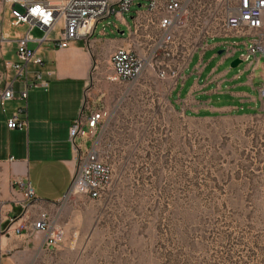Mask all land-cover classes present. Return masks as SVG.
I'll use <instances>...</instances> for the list:
<instances>
[{
	"label": "rangeland",
	"instance_id": "374dc122",
	"mask_svg": "<svg viewBox=\"0 0 264 264\" xmlns=\"http://www.w3.org/2000/svg\"><path fill=\"white\" fill-rule=\"evenodd\" d=\"M137 4L123 13L126 24L113 16L97 22L91 39L126 42L132 17L146 11L144 2ZM10 12L5 5L2 18L13 32ZM243 40H207L206 46L234 43L236 52L222 60V46L207 50L204 71L178 90L183 96L215 69L218 92L199 100L251 104L189 115L168 99L167 80L147 72L131 83L112 81L110 65L100 63L102 79L93 84L108 117L97 142L110 183L97 199L70 194L49 206V220L63 237L34 264H264V44L256 69L252 56L231 68L245 52Z\"/></svg>",
	"mask_w": 264,
	"mask_h": 264
},
{
	"label": "built area",
	"instance_id": "2783aa9c",
	"mask_svg": "<svg viewBox=\"0 0 264 264\" xmlns=\"http://www.w3.org/2000/svg\"><path fill=\"white\" fill-rule=\"evenodd\" d=\"M10 5V25H27L28 31L15 44V61L5 62L0 70V106L14 98L12 85L22 82L25 88L19 99L25 100L27 90L45 87L44 74L32 70L42 65L36 51L29 47L30 29L37 27L43 36L38 43L53 42L57 48H66L71 42L88 40L97 22L110 16L126 24L123 13L138 2L145 3V12H136L129 28V38L123 46L113 50L109 57L110 80L134 82L145 73L172 85L183 79L194 53L202 57L207 40L216 38H243L245 52L241 62L253 57L251 70L257 68L264 44V0H1ZM18 6L22 13L15 10ZM56 39H52V34ZM8 41L0 33V43ZM223 58L232 57L234 43H221ZM12 74L8 78L7 74ZM108 117L106 110L92 111L84 119L73 120L69 127V140L76 154L77 165L66 195L80 194L97 199L110 183V168L98 153V132ZM23 121L16 116L6 121L8 130L20 129ZM79 140V143H74ZM82 147L85 152L82 153ZM26 201L34 195L29 186L23 191ZM64 196V197H65ZM21 208L25 209V205ZM24 212L6 219L4 231L16 234L43 232L49 249L59 244L63 231L54 226L47 214L36 221L24 219ZM2 228L0 227V230Z\"/></svg>",
	"mask_w": 264,
	"mask_h": 264
},
{
	"label": "crops",
	"instance_id": "0c3cea01",
	"mask_svg": "<svg viewBox=\"0 0 264 264\" xmlns=\"http://www.w3.org/2000/svg\"><path fill=\"white\" fill-rule=\"evenodd\" d=\"M5 5L0 0V33L8 40L0 43V70L5 62L15 61L14 42L29 29L27 25H21L13 27V32L8 31L2 18ZM32 31L37 35L32 36ZM29 32L32 40L28 45L43 62L31 69L49 75L44 74L47 81L45 87L27 90L25 100L18 97L25 88L24 84L14 82V98L0 106V264H34L37 254L46 247L43 232L16 234L12 229L4 231L6 219L25 211L24 219L28 222L36 221L40 214L48 215L50 205L64 198L77 165L76 154L68 136L69 127L73 120L84 119L92 111L100 109L102 97L93 84L102 79L100 63L110 65L109 57L113 50L126 43L115 39L98 42L91 39L92 33L88 40L74 41L66 48H57L53 42H37L43 36L37 27L31 28ZM220 44L207 45L204 52ZM203 55L200 58L198 52L193 54L192 58L198 59L190 73L183 74V79L178 80L170 89L168 99L173 106L183 109L189 115L195 109L201 112L251 104V101L243 99L245 102L239 105L218 107L212 106L208 98L199 100L201 94L209 96L218 92L222 80L221 74L213 76L215 69L209 72L203 82L194 80L181 96L178 89L187 77L192 73L199 77L206 68L208 61L203 63ZM7 76L11 77V72ZM211 84L215 85L213 89H209ZM13 116L23 121L22 128H6V121ZM74 143L77 144L78 140ZM27 186L34 195L29 201L23 196ZM22 205H25L24 211Z\"/></svg>",
	"mask_w": 264,
	"mask_h": 264
},
{
	"label": "water",
	"instance_id": "95a60500",
	"mask_svg": "<svg viewBox=\"0 0 264 264\" xmlns=\"http://www.w3.org/2000/svg\"><path fill=\"white\" fill-rule=\"evenodd\" d=\"M139 5H137V7H138ZM120 34H122V32L120 33ZM223 53V50H219L218 52H217V54L219 55V54H222ZM239 63H241V60L239 59V58H235V59H233L231 62H230V67L231 68H234V67H236Z\"/></svg>",
	"mask_w": 264,
	"mask_h": 264
}]
</instances>
